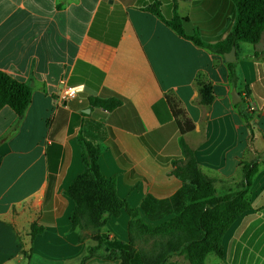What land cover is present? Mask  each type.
Segmentation results:
<instances>
[{
	"label": "crops",
	"instance_id": "crops-1",
	"mask_svg": "<svg viewBox=\"0 0 264 264\" xmlns=\"http://www.w3.org/2000/svg\"><path fill=\"white\" fill-rule=\"evenodd\" d=\"M153 1L0 0V71L32 88L21 116L9 106L0 109V264H79L94 244L89 232L80 241L72 229L75 202L67 194L84 170L78 132L86 121L99 124L87 131L102 147L101 174L115 179L117 196L150 225L174 217L191 193L170 173L172 161L182 156L166 94L178 99L194 123L183 139L202 173L214 179L217 195L237 188L242 161L264 157V31L257 43L238 44L233 86L223 55L179 36L147 12ZM158 1L162 15H171V0ZM177 11L205 38L223 40L235 6L231 0H177ZM199 74L211 82L210 105L199 102ZM61 80L85 88L61 101ZM233 88L244 108H255L251 143L231 100ZM108 91L123 98L119 107L108 112L90 106L89 98ZM184 187L186 193L176 195ZM147 196L171 200H150L146 210ZM247 197L251 209L223 236V259L209 254L205 264H225V254L232 264H264L263 163ZM128 221L122 208L101 232L127 241ZM31 224L39 228L33 240ZM178 258L183 259L171 261L179 264ZM85 264L119 262L91 258Z\"/></svg>",
	"mask_w": 264,
	"mask_h": 264
},
{
	"label": "trees",
	"instance_id": "trees-1",
	"mask_svg": "<svg viewBox=\"0 0 264 264\" xmlns=\"http://www.w3.org/2000/svg\"><path fill=\"white\" fill-rule=\"evenodd\" d=\"M231 1L235 6L233 26L223 40L205 38L198 25L194 26L189 19L178 14L177 0H171L172 11L168 17L162 15L161 3L158 0L147 5L145 10L159 17L179 36L212 53L223 55L232 46L237 50L239 43H257L264 31V0ZM226 65L229 81L236 86L238 75L235 62H226ZM194 83L199 91L200 104L210 105L213 101L211 82L199 74ZM31 93L32 88L29 84L0 71V109L9 106L21 116L30 103ZM165 99L173 116L172 126L178 132L182 156L180 160L172 161L173 168L170 173L190 188L191 193L186 196L187 204L165 222L156 225L145 223L137 209L130 207L125 200L117 196L115 179L101 174L98 158L102 147L94 142L87 131L91 128L97 130L99 124L95 122L93 124L92 120L86 121L78 132L84 170L72 181L67 191L75 202L71 214L72 229L79 232L80 241L86 236L83 233L89 232L87 235L94 242L93 245L86 247L79 264H85L91 258L118 261L119 264H176L171 261L174 256H181L188 264H205L209 254L223 259L224 234L241 214L251 209L247 192L252 177L258 170V164H264V157L242 161L240 163L242 179L237 188L225 195H217L214 179L202 173L193 151L183 139V134L194 129V123L174 95L168 93ZM123 101V98L110 91L89 98L90 106L108 112L119 107ZM236 106L240 108V115L249 130L251 143L252 112L239 103ZM185 193L184 187L176 195ZM150 200L164 204L171 198L156 200L147 196L142 208L147 210ZM122 208L129 215L127 241L109 238L101 232L106 219L109 216H117ZM38 231L39 228L31 224L29 234L31 240Z\"/></svg>",
	"mask_w": 264,
	"mask_h": 264
},
{
	"label": "water",
	"instance_id": "water-1",
	"mask_svg": "<svg viewBox=\"0 0 264 264\" xmlns=\"http://www.w3.org/2000/svg\"><path fill=\"white\" fill-rule=\"evenodd\" d=\"M235 52H236L235 46H232L228 52L223 54L224 61L227 63L234 62L236 60V53ZM231 100H232L233 104L240 103L242 100L239 93L237 92L236 88H233V90L231 92ZM84 112L88 113L89 109H85Z\"/></svg>",
	"mask_w": 264,
	"mask_h": 264
},
{
	"label": "built area",
	"instance_id": "built-area-1",
	"mask_svg": "<svg viewBox=\"0 0 264 264\" xmlns=\"http://www.w3.org/2000/svg\"><path fill=\"white\" fill-rule=\"evenodd\" d=\"M60 84L64 87L63 90H62L61 93H60V100H61V101H66L67 99H70V98H73V97L76 96L77 92H75V93L72 94V95H69V94H68V93H69V90H70V89H74L75 87L66 85V81H65V80H61V81H60ZM248 109H249V111H251V112L255 111L254 106L251 105V104L248 105Z\"/></svg>",
	"mask_w": 264,
	"mask_h": 264
},
{
	"label": "rangeland",
	"instance_id": "rangeland-1",
	"mask_svg": "<svg viewBox=\"0 0 264 264\" xmlns=\"http://www.w3.org/2000/svg\"><path fill=\"white\" fill-rule=\"evenodd\" d=\"M239 104H241V106L243 107V102H240ZM211 256V255H210ZM213 258H216L214 255H212ZM178 263L179 264H187L185 263V261L181 258H178ZM225 264H232V260H230L229 256L225 254V261H224Z\"/></svg>",
	"mask_w": 264,
	"mask_h": 264
},
{
	"label": "clouds",
	"instance_id": "clouds-1",
	"mask_svg": "<svg viewBox=\"0 0 264 264\" xmlns=\"http://www.w3.org/2000/svg\"><path fill=\"white\" fill-rule=\"evenodd\" d=\"M84 88H85V85H82V84L81 85H78L74 89H70L68 94L69 95H72L75 92H82L84 90Z\"/></svg>",
	"mask_w": 264,
	"mask_h": 264
}]
</instances>
